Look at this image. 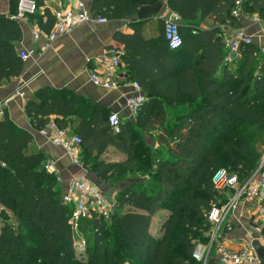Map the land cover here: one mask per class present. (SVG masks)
Wrapping results in <instances>:
<instances>
[{
	"label": "trees",
	"instance_id": "trees-1",
	"mask_svg": "<svg viewBox=\"0 0 264 264\" xmlns=\"http://www.w3.org/2000/svg\"><path fill=\"white\" fill-rule=\"evenodd\" d=\"M38 7L42 3L36 0ZM160 0H94L93 14L108 19H138L143 4ZM243 12L264 16V0H242ZM179 19L183 44L170 49L164 19L160 34L145 38L118 32L116 47H123V61L130 77L147 94L134 120H123L115 134L109 115L93 101L67 89L41 88L25 104L32 128L39 130L54 120L81 137V160L91 163L95 174L109 181L132 172L140 160L148 161L153 183L139 180L116 196L109 220L92 216L70 223L72 207L62 200L56 173L45 168L48 160L33 145V134L18 126L7 113L0 117V205L10 210L16 225L0 230V264H116L121 257L137 264H203L193 257L197 242L208 243L212 224L207 216L220 202L212 183L214 172L226 168L241 183L262 164L264 156V49L250 42L241 47L235 70L224 63L225 40L221 24L241 25L232 14L236 0H167ZM18 0H9L8 14L0 12V85L18 77L25 62L19 55L21 22L13 17ZM215 25L202 27L206 18ZM223 68L221 76L217 74ZM258 129L263 139L258 141ZM158 131L167 147L163 157L145 140ZM109 146L126 154L121 161L103 155ZM225 202V200H223ZM222 200L220 204H222ZM159 212L162 233L151 231ZM85 236L86 248L76 252L74 243ZM214 260L208 259V262Z\"/></svg>",
	"mask_w": 264,
	"mask_h": 264
},
{
	"label": "crops",
	"instance_id": "crops-1",
	"mask_svg": "<svg viewBox=\"0 0 264 264\" xmlns=\"http://www.w3.org/2000/svg\"><path fill=\"white\" fill-rule=\"evenodd\" d=\"M84 1L86 7L93 12L94 0ZM160 1L163 2L164 7L159 16L145 18L139 22L125 18L108 19L103 23H81L72 32L60 35L53 41H50L48 36L55 27V14L72 8L68 1L41 0L42 3L37 12L21 21L23 37L19 48L27 50L30 53V58L24 61V69L18 77L6 80L0 85V105L18 90L26 93L25 97L16 96L11 99L5 105L4 111L18 126L33 134L34 146L45 151L48 159L54 160L63 179L61 181L62 190H65V180L70 176L86 173L91 181L116 200L119 191L139 179L128 181L129 178L122 174L124 180L116 181L114 186L113 183H109L111 180L100 179L95 174L91 163L85 164L81 160L82 158L80 163H74L70 154L63 147L48 141L36 129L32 128L25 110L26 101L34 98L36 92L41 88L67 89L81 99L93 101L105 115L115 111L123 120H134L129 118V110L126 106L127 97L133 90L130 84L133 79L130 77L126 62L123 61L122 66L116 70V76H119L123 82L119 88L110 89L102 84H96L92 77L95 75L102 82L107 79L103 61L108 50L117 45L116 34L118 32L134 33L135 28L139 27L145 38L156 37L160 34L159 19L169 11L167 0ZM9 11L10 7L0 12L8 14ZM258 16L260 20L257 21L256 17ZM239 20L241 25L238 27H234L231 23L221 24L223 36L234 37L239 29H242L246 34L251 35L253 42L263 50L264 16H260L256 12H248L244 13ZM204 21L202 27L215 25L212 18L208 17ZM236 67V65H230L232 70H235ZM222 73L223 68H220L217 74L221 76ZM70 131H72L71 128ZM79 155L80 157L82 155L81 149ZM103 157L112 161H121L126 158V154L114 146H109ZM234 194L235 189H228L221 193L219 201L230 202L234 198ZM151 231L155 233L153 221ZM212 231L210 235L213 233ZM252 239H259L264 244V220L255 201L238 198L218 229L216 244L222 243L231 249H240ZM210 258L214 260L207 264H218L214 248L210 251Z\"/></svg>",
	"mask_w": 264,
	"mask_h": 264
},
{
	"label": "built area",
	"instance_id": "built-area-1",
	"mask_svg": "<svg viewBox=\"0 0 264 264\" xmlns=\"http://www.w3.org/2000/svg\"><path fill=\"white\" fill-rule=\"evenodd\" d=\"M71 3L72 8L59 11L55 14V27L49 33V40L53 41L60 35L72 32L77 25L88 22H107L105 16H96L91 12L85 4L84 0H66ZM38 10L36 0H18L17 9L14 18L20 22L27 17L35 14ZM235 17H241L243 12V1L236 0L232 10ZM161 18L164 19L165 40L170 49H177L183 44V37L180 32V19L173 13L168 11ZM256 20H260L259 16ZM225 40V55L224 63L231 65L237 63L241 58V47L244 44L253 42L251 35L239 29L234 37H224ZM264 49V48H263ZM124 49L121 47H111L104 59V73L107 76L105 81H101L97 76H93V81L96 84L115 89L119 88L123 82L119 76H116V70L123 64ZM19 55L23 61L30 58V53L27 50L19 49ZM117 77V78H116ZM132 93L127 97L126 106L129 110V118L135 119L143 103L147 99V94L143 90L142 85L137 80L130 81ZM25 97L26 93L18 90L14 95H11L0 105V117L4 114V107L14 97ZM109 126L115 134L121 131L122 118L118 112L112 111L109 115ZM37 132L52 143L63 147L72 157L74 163H80L79 152L81 137L77 133L70 131L68 127H61L54 120L49 121L43 128ZM45 168L56 173L58 180L63 181L59 174V169L54 163V160L48 159L45 162ZM66 188L62 190V200L65 204L72 207L70 215V223L74 229H78L81 220L92 216L103 217L109 220L115 210V202L100 186L91 181L86 173L72 175L65 180ZM214 188L222 193L228 189H235L234 198L232 201L222 203L216 202L211 206L208 212V220L212 224L213 233L210 235L208 243L197 242L194 248L193 257L207 264L210 257V251L215 249L218 264H260L257 253L251 245V241L240 249H231L222 243L216 244L217 233L220 225L225 220L231 206L238 198H246L253 200L258 204L259 213L264 220V168L254 173L248 180L241 183L237 174L231 173L226 168L216 170L212 176ZM86 248V240L78 239L74 243L76 252L83 251Z\"/></svg>",
	"mask_w": 264,
	"mask_h": 264
},
{
	"label": "rangeland",
	"instance_id": "rangeland-1",
	"mask_svg": "<svg viewBox=\"0 0 264 264\" xmlns=\"http://www.w3.org/2000/svg\"><path fill=\"white\" fill-rule=\"evenodd\" d=\"M7 8H9L8 0H0V11L7 10ZM238 64L239 63L237 62V63H233L231 65L238 66ZM253 131L258 133L257 140L261 141L263 139V134L259 133V130L257 128L254 129ZM157 134H158V131L147 132L144 135L145 140L147 141V143H149L151 145V147L153 149H156L157 152H159L160 155H162L163 157H167L168 156L167 147H165L164 145H161L158 142ZM157 144H158V146H157ZM79 158H80V155H79ZM147 162L148 161H146V160H144V161L140 160L139 163H138V167H136L132 172H129L125 176V177L129 178L128 181H132L131 179H139V180L143 181L146 185H149V184L153 183V179H154L153 176L154 175H153V172L150 169L152 167L149 166V165H146ZM119 180H124V178L120 174L116 175L113 179H111V181L109 183H111V184L113 183L114 184L116 181H119ZM114 186H115V184H114ZM112 199H113L114 202L116 201L114 198H112ZM126 207L127 206L120 207V208L116 209L117 207H116V204H115V210L114 211H123V209L126 208ZM162 214L165 215L166 212L157 213V215L154 216L155 218L153 220V230H154L155 234L158 235V236L162 233V230H161V218H160V215H162ZM5 223H9V224H12V225L15 226L16 225V220H15V218L13 216V213L10 210H8L5 207H3L2 205H0V230H1V227ZM83 238L86 239L84 235L80 234L79 238H77V240L78 239L83 240ZM200 243H202V242H200ZM116 264H137V262L135 260H132V259L124 256V257H121V258L117 259L116 260Z\"/></svg>",
	"mask_w": 264,
	"mask_h": 264
},
{
	"label": "water",
	"instance_id": "water-1",
	"mask_svg": "<svg viewBox=\"0 0 264 264\" xmlns=\"http://www.w3.org/2000/svg\"><path fill=\"white\" fill-rule=\"evenodd\" d=\"M164 5L162 1H157L154 4H143L136 12V17L138 19L152 18L159 16L160 11L163 9ZM264 168V161L257 169L255 173ZM251 245L258 255L260 264H264V244L261 243L259 239H252Z\"/></svg>",
	"mask_w": 264,
	"mask_h": 264
}]
</instances>
